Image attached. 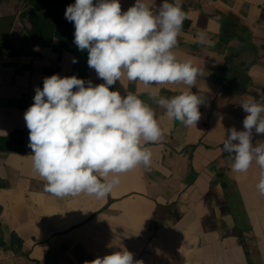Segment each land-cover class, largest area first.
<instances>
[{
    "label": "clouds",
    "instance_id": "clouds-1",
    "mask_svg": "<svg viewBox=\"0 0 264 264\" xmlns=\"http://www.w3.org/2000/svg\"><path fill=\"white\" fill-rule=\"evenodd\" d=\"M74 24V43L87 51L88 67L103 83L52 74L35 88L33 103L24 112L29 130L33 171L45 181V191L58 197L85 194L104 199L120 184V174L142 165L150 169L149 144L160 143L164 131L153 107L123 78L139 82L168 120L196 126L205 101L192 91L199 69L191 57L179 58L183 23L189 19L181 0H162L153 12L149 0H135L122 12L120 0H75L65 10ZM191 43L214 47L205 31ZM34 50H39L38 47ZM73 63L77 60L72 59ZM119 81L125 91L110 87ZM183 84L172 96L160 95L157 85ZM240 105L247 114L243 130L230 128L222 150L233 159L232 171L259 168L256 188L264 195V143L253 144V131L264 134V100L252 97ZM92 264H138L127 249L97 257Z\"/></svg>",
    "mask_w": 264,
    "mask_h": 264
},
{
    "label": "flooded vegetation",
    "instance_id": "flooded-vegetation-1",
    "mask_svg": "<svg viewBox=\"0 0 264 264\" xmlns=\"http://www.w3.org/2000/svg\"><path fill=\"white\" fill-rule=\"evenodd\" d=\"M64 1L70 3V0ZM188 6L194 4L182 3L189 15ZM215 8L219 18L215 13L206 17L201 12L204 20L184 21L175 49L179 58L191 57L200 72L192 91L205 103L200 105L201 118L196 126L186 127L179 121H170L163 109L158 110L164 139L148 145L153 153L150 169L140 165L120 174V184L104 199L85 194L66 196L74 202L72 211L80 215L78 225L72 226V235L77 240L80 235L84 236L90 242L106 237L110 247L102 256L124 248L138 264H191L192 258L208 256L214 258V264H224V259L228 260L227 264L232 259L237 264H258L256 257L264 264V248H259L254 240V225L250 220L255 209L251 214L246 190L241 193L247 195V206L243 201L242 210L238 213L234 210L238 207L240 183L261 195L256 188L258 178L254 180L259 168L253 163L246 173H236L232 171L233 159L222 150V141L230 128L243 130L242 122L247 114L240 103L249 97L264 100V17L251 19L245 13L248 17L237 21L219 2ZM254 20L259 22L252 27L250 23ZM202 22L212 29L207 35L215 41L214 47L191 43ZM243 26L247 27L248 43L246 35L238 34ZM55 46L57 49L52 51L47 44L44 60L48 63L60 57V46ZM123 83L129 91L151 101L143 84L126 78ZM118 87L122 94L124 88L119 81L110 90ZM155 87L159 88L160 95L170 97L176 94L172 89L179 91L187 86L178 83ZM252 142L264 143V134L253 131ZM38 179L41 184L45 183ZM46 195L57 201L65 199L48 192ZM180 205H183L184 220L174 221L175 210ZM239 215L246 219H232ZM104 217L107 227L99 233L100 220ZM206 227L217 234V240L208 243L216 244L214 249L208 250L204 241ZM52 236L53 233L49 235Z\"/></svg>",
    "mask_w": 264,
    "mask_h": 264
},
{
    "label": "crops",
    "instance_id": "crops-1",
    "mask_svg": "<svg viewBox=\"0 0 264 264\" xmlns=\"http://www.w3.org/2000/svg\"><path fill=\"white\" fill-rule=\"evenodd\" d=\"M24 1L23 14L28 13L35 22L41 18L36 28L37 33L40 38L44 33L55 36L53 43L60 46V57L44 66L37 63L32 65L31 59L23 53L22 39L15 36V12L11 9L13 1L0 0V124H3V129L0 130V264H92L94 259L102 257V253L109 250L110 244L106 237L90 242L91 240L80 235L71 247H65L63 237L59 234L49 237L53 233L52 225L59 226L61 218L67 228L78 225L80 215L72 211L74 202H70L69 197L57 201L47 197L45 187L41 188L38 174L32 167V150L28 147L29 130L24 112L33 103L35 88L43 87L46 76L76 75L86 83L90 80L94 85L103 83V80L83 62L84 58L81 60L77 56L74 24L65 18L66 8L61 2L47 6L45 0ZM185 1L194 4L193 7L188 6L192 21L204 20L201 12L206 17H212L211 13L216 11L217 2L222 8L240 11L238 13L244 15V19L248 16L251 19L264 17V0H181V4ZM131 2L135 3V0H120L122 12L130 7ZM149 2L152 11L157 12L162 0ZM74 3L75 0H70V4ZM198 5H201V10L195 8ZM258 22L259 20H254L250 25L254 27ZM200 31L211 34L212 29L202 22ZM73 57L76 58V63L72 62ZM10 107L12 113L4 123L5 114ZM255 176L256 181L257 173ZM244 190L242 187V192ZM257 195L259 194L256 192L254 231L259 230L264 216V195H261L262 198ZM240 216L242 218L237 220L245 217ZM85 217L84 215L83 218ZM100 221L98 232L102 233L107 219L104 217ZM204 241L211 243L206 238ZM260 245L259 248L263 249L264 240ZM256 260L259 261L257 257ZM227 263L228 260L224 259V264ZM230 263L237 264V261L232 259Z\"/></svg>",
    "mask_w": 264,
    "mask_h": 264
},
{
    "label": "water",
    "instance_id": "water-1",
    "mask_svg": "<svg viewBox=\"0 0 264 264\" xmlns=\"http://www.w3.org/2000/svg\"><path fill=\"white\" fill-rule=\"evenodd\" d=\"M57 2H61L62 6L64 8H66L67 5L70 4V3H66L64 0H45V3L47 6L52 5L54 3H57ZM133 4L134 3L131 2L130 6ZM16 6H17L19 11H18V15L15 16V21L19 27V30L17 31L15 36L20 37L22 39V42L24 44L23 53H25L26 57L31 59V64L34 65L37 63L41 66H44L48 63L47 60H44V52L47 48V44H49L52 51L56 50L57 47L55 45H53V43H52V39H56V38H55V36H48L46 33H44L42 38H40L38 33H37L38 31L36 30V28L40 24L41 18H38L37 21L33 22V23L32 22H26L24 19L29 18L30 15L28 13L24 16L19 15V13H20V0L16 1ZM223 9H227L230 12V15L235 17V20H237V21H243L244 20V17H242V15H240L238 12H234L231 8L224 7ZM214 13L219 18L218 13L213 12L211 14L214 15ZM238 34L246 35L245 37H246V40L248 43V31H247L246 26L239 28ZM36 47H38L39 50H34V48H36ZM77 56L80 57L81 60H83V58H84L83 62L87 63L88 53L86 50L81 52L78 49ZM27 66H30V65H27ZM118 90L120 91V87H118ZM124 94H125V91H123V93L121 95H124ZM146 102H148L153 107L155 114H156V117H157V111L161 110V108H159L157 105L152 103V101H146ZM11 110H12V108L10 107L8 109L7 113L5 114L4 123H6L8 121V119L10 118V114L12 113ZM157 119H158V117H157ZM2 129H3V124H0V130H2ZM27 139H28V137H27ZM38 178H40V177H38ZM44 186H45V183L41 185V188H44ZM242 187H245V185H241V183H240V188H239L240 198L239 199L243 205V201H244L243 198L244 197H243V194L241 193ZM181 189H183V187ZM257 196H260V195H257ZM242 205L239 206V209H238L239 211L242 210ZM254 209H256V207H254ZM235 218L240 219L242 217L239 215V216H235ZM243 218L246 219V216ZM253 218H254V214H253V216H251L252 220H253ZM173 220L174 221L184 220L183 205H180L179 208L177 210H175ZM63 222H64V220H63V218H61L59 220L60 225L59 226H57L55 224L52 225L51 230L53 231V234H56L58 232L63 233L64 230H68L69 231L68 233L61 235V236L63 237V242L65 244V247H71L76 243L77 237L72 235V233H71L72 227L69 226L66 228V224H63ZM205 231H206V233L214 232V230L210 227H206ZM207 245L209 247L208 250L216 248V244L215 245L207 244ZM200 260L201 261H199V263L214 264V258L210 257V256H208L206 258H202ZM196 261H198V259L197 260L193 259L191 262L195 263Z\"/></svg>",
    "mask_w": 264,
    "mask_h": 264
},
{
    "label": "rangeland",
    "instance_id": "rangeland-1",
    "mask_svg": "<svg viewBox=\"0 0 264 264\" xmlns=\"http://www.w3.org/2000/svg\"><path fill=\"white\" fill-rule=\"evenodd\" d=\"M1 1H3V0H1ZM13 1V6H12V10L15 12V14H14V18H15V16H17L18 15V8H17V6H16V1L17 0H12ZM24 5H25V1L24 0H20V13H19V15H21V16H24V14H23V11H24ZM26 22H35L32 18H25L24 19ZM184 24V23H183ZM19 30V27H18V25H17V23H16V21H15V25H14V32H17ZM53 40H55V39H53ZM261 196V195H260ZM240 196H239V194H238V207L236 208L235 207V209L234 210H236L237 211V213H238V209H239V206H241L242 205V203H241V201H240ZM243 206V205H242ZM259 230L258 231H254V240H256V242H257V244H258V246L260 245V243L264 240V216H263V218H262V220H261V223H260V225H259V228H258ZM260 231V232H259ZM261 246V245H260ZM257 263L258 264H263L262 263V260L260 261H257Z\"/></svg>",
    "mask_w": 264,
    "mask_h": 264
},
{
    "label": "bare ground",
    "instance_id": "bare-ground-1",
    "mask_svg": "<svg viewBox=\"0 0 264 264\" xmlns=\"http://www.w3.org/2000/svg\"><path fill=\"white\" fill-rule=\"evenodd\" d=\"M244 189L249 194L248 197H247V195H245V198L247 197V202H248V205H249V208L248 209L250 210V213L253 214V212H254V197H255V194H256L255 189L252 190V188H250V187L249 188L248 187H244ZM136 215H135V217H136ZM216 237H217V234L215 232H212V233L205 234V237L204 238H206L208 242L213 243V242H215L217 240ZM193 259H195V258H192V259L189 260L191 264H198L199 261H200V259H198V261H196L195 263L194 262H191ZM221 264H223V263H221Z\"/></svg>",
    "mask_w": 264,
    "mask_h": 264
}]
</instances>
